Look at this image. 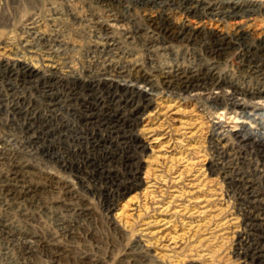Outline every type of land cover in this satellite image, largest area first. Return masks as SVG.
Segmentation results:
<instances>
[{
  "label": "rangeland",
  "instance_id": "374dc122",
  "mask_svg": "<svg viewBox=\"0 0 264 264\" xmlns=\"http://www.w3.org/2000/svg\"><path fill=\"white\" fill-rule=\"evenodd\" d=\"M149 3L0 0V264H264V0Z\"/></svg>",
  "mask_w": 264,
  "mask_h": 264
},
{
  "label": "bare ground",
  "instance_id": "6f19581e",
  "mask_svg": "<svg viewBox=\"0 0 264 264\" xmlns=\"http://www.w3.org/2000/svg\"><path fill=\"white\" fill-rule=\"evenodd\" d=\"M137 2H139V3H142V4H147V3H149V2H151V1H153V2H156V0H136ZM114 3V2H113ZM231 3H233V1H231ZM150 4V3H149ZM140 5V4H139ZM190 5V1H189V3L187 4V6H189ZM153 6V5H152ZM196 6V5H195ZM190 7V6H189ZM189 7H186V9H187V12H188V14L189 15H200V11L199 10H197V9H191V8H189ZM179 8V7H178ZM230 8V9H229ZM125 10V9H124ZM185 10V9H184ZM217 12L219 13V15L220 14H222L223 16H225V17H227V18H231V19H239V18H241V17H251V16H253V15H255L257 12H258V10H257V8H255V7H248L247 9H243L241 6H237V5H235V4H231L230 6H228V7H225V6H222V7H218L217 8ZM210 11V10H209ZM127 12V11H126ZM186 12V11H185ZM211 12V11H210ZM213 13V12H212ZM214 14V13H213ZM216 14V13H215ZM212 15V14H211ZM213 16V15H212ZM193 17V16H192ZM91 18V17H90ZM152 19V18H151ZM155 19V18H154ZM28 21V20H27ZM151 21H154V20H151ZM28 24V23H27ZM113 24V23H112ZM155 24V23H154ZM114 25V24H113ZM152 25V24H151ZM29 26H30V28L29 29H31V31L34 33V35L35 36H37V35H39V31H36L35 29H36V26H35V22L32 20V21H29ZM154 28V27H153ZM156 28V27H155ZM157 29L160 31V32H162V33H164V34H166L167 32H168V28H167V26H163L162 24H157ZM135 30V29H134ZM189 30V29H188ZM106 31V30H105ZM136 31V30H135ZM134 31V32H135ZM189 33V32H188ZM178 34H181V33H178ZM183 34V33H182ZM182 34H181V36H182ZM187 34V33H186ZM106 35V34H105ZM168 35V34H167ZM235 35H237V34H235ZM109 36V35H108ZM179 36V35H178ZM190 35H188V37H189ZM168 37V36H167ZM170 37V36H169ZM137 38V37H136ZM193 38V37H192ZM243 38V37H242ZM245 38V37H244ZM191 39V38H190ZM202 39V38H201ZM219 39V38H218ZM238 39V38H237ZM245 40V39H244ZM244 40H242V41H244ZM112 41V40H111ZM189 41V40H188ZM204 41V40H203ZM202 41V42H203ZM214 41V40H213ZM142 42V41H141ZM181 42V41H180ZM263 42V41H262ZM152 42H150V44H151ZM102 47L103 48H105V51L107 50V49H110V48H112L111 46H113V44H111L110 45V43L108 42V40H106V41H104L103 43H102ZM149 45V44H148ZM260 45V44H259ZM37 46V45H36ZM150 46V45H149ZM153 47V46H152ZM209 47V46H208ZM118 48V47H117ZM6 49V48H5ZM4 49V50H5ZM111 50V49H110ZM216 50V49H215ZM114 52V51H113ZM212 52V51H211ZM219 53V52H218ZM213 54V53H212ZM63 56V55H62ZM109 56V55H108ZM154 57V56H153ZM49 61V60H48ZM219 61V60H218ZM51 63V62H50ZM54 65V64H53ZM48 66V65H47ZM56 66V65H55ZM106 66V65H105ZM54 67V66H53ZM70 67V66H69ZM248 67H249V65H248ZM56 68V67H55ZM22 69V68H21ZM51 69V68H50ZM130 69H131V67H130ZM113 70V69H112ZM117 70H121L120 68H118ZM53 71V70H52ZM25 72V71H24ZM116 72V71H115ZM118 73L120 72V71H117ZM261 72V71H260ZM264 72V71H263ZM121 73H123V71L121 72ZM180 73V72H179ZM112 74V73H111ZM176 74V73H175ZM258 74V73H257ZM117 75V74H116ZM179 75V74H178ZM182 75V74H181ZM123 76V75H122ZM124 77V76H123ZM186 80V79H185ZM169 81V80H168ZM172 82H173V80H171L170 82H168V83H170V84H172ZM133 84V83H132ZM107 85H108V83H107ZM178 85V84H177ZM176 85V86H177ZM263 85V84H262ZM80 86V85H79ZM181 87V86H180ZM182 88H184V89H186V90H189V89H191V90H194V89H196V88H198V85H196V84H194V83H186L185 85H182ZM173 89V88H172ZM36 90V89H35ZM44 90V89H43ZM235 91V90H234ZM242 93V92H241ZM250 93V92H249ZM227 94H229V93H227ZM243 94L245 95V96H250V97H253V98H255V96L256 97H258V96H263V91L262 90H259V91H255V92H253V93H251V94H245L244 92H243ZM145 97H147V95H145ZM226 97V96H225ZM217 100V99H216ZM231 100H232V103H233V105L234 106H236V105H238V103H236V101L231 97ZM18 101V100H17ZM9 102V101H8ZM149 103V102H148ZM241 103H242V101H241ZM251 103V102H250ZM243 105H244V103H242ZM251 104H253V105H257V104H261L263 107H264V100H256V102H252ZM244 106H246V105H244ZM85 114V113H84ZM86 125V124H85ZM97 126V125H96ZM134 133V132H133ZM262 139V138H261ZM258 140V139H257ZM261 142V141H260ZM51 144V143H50ZM260 144V143H259ZM96 152V151H95ZM139 152V151H138ZM263 162V161H262ZM135 163V162H134ZM117 167V166H116ZM261 169V168H260ZM233 171V170H232ZM17 173V172H16ZM18 174V173H17ZM22 174V173H21ZM233 174V173H232ZM256 174V173H255ZM11 178V177H10ZM18 180H20V179H18ZM234 191V190H233ZM250 195V194H249ZM17 196V195H16ZM248 199V198H247ZM38 200V199H37ZM253 201V200H252ZM18 202V201H17ZM253 216V215H252ZM70 229V228H69ZM259 229V228H258ZM0 235H1V232H0ZM5 236V235H4ZM2 237V236H1ZM11 241V240H10ZM26 241V240H25ZM31 245V244H30ZM259 251V250H258ZM25 252V251H24ZM239 254V253H238Z\"/></svg>",
  "mask_w": 264,
  "mask_h": 264
}]
</instances>
